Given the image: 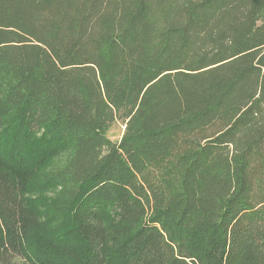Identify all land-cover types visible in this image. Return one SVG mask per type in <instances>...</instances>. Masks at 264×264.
Segmentation results:
<instances>
[{"label":"trees","instance_id":"obj_1","mask_svg":"<svg viewBox=\"0 0 264 264\" xmlns=\"http://www.w3.org/2000/svg\"><path fill=\"white\" fill-rule=\"evenodd\" d=\"M19 260L264 264V0H0Z\"/></svg>","mask_w":264,"mask_h":264},{"label":"rangeland","instance_id":"obj_2","mask_svg":"<svg viewBox=\"0 0 264 264\" xmlns=\"http://www.w3.org/2000/svg\"><path fill=\"white\" fill-rule=\"evenodd\" d=\"M126 121L127 119L123 117V114H114L113 120L110 122L106 132L107 138L112 142L119 141L124 132ZM18 264H23V262L19 260Z\"/></svg>","mask_w":264,"mask_h":264}]
</instances>
